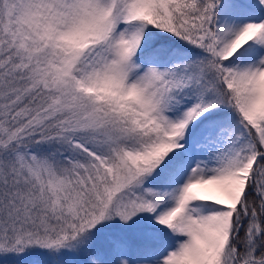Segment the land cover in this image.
<instances>
[{
    "label": "snow or ice",
    "instance_id": "1",
    "mask_svg": "<svg viewBox=\"0 0 264 264\" xmlns=\"http://www.w3.org/2000/svg\"><path fill=\"white\" fill-rule=\"evenodd\" d=\"M0 264H264V0H0Z\"/></svg>",
    "mask_w": 264,
    "mask_h": 264
}]
</instances>
